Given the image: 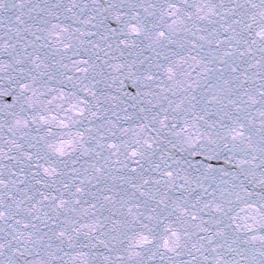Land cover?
<instances>
[{
  "label": "snow or ice",
  "instance_id": "1",
  "mask_svg": "<svg viewBox=\"0 0 264 264\" xmlns=\"http://www.w3.org/2000/svg\"><path fill=\"white\" fill-rule=\"evenodd\" d=\"M0 264H264V0H0Z\"/></svg>",
  "mask_w": 264,
  "mask_h": 264
}]
</instances>
